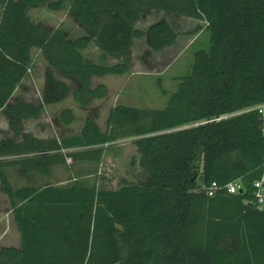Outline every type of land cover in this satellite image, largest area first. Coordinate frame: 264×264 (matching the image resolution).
Returning <instances> with one entry per match:
<instances>
[{
	"label": "trees",
	"instance_id": "obj_1",
	"mask_svg": "<svg viewBox=\"0 0 264 264\" xmlns=\"http://www.w3.org/2000/svg\"><path fill=\"white\" fill-rule=\"evenodd\" d=\"M0 109L15 137L0 139V190L10 200L19 245L0 248V264H264V207L252 201L264 152L257 110L209 120L264 102V0H0ZM46 5L79 26L71 35L30 15ZM147 7L207 22L209 46L194 52L163 108L116 103L103 129L88 115L81 131L63 137L22 132V121L70 94L82 107L108 93L94 76L132 71V44ZM178 32L165 19L147 32L162 50ZM33 48L47 66L42 100L12 96L33 66ZM93 48L95 55L88 53ZM76 119L71 107L60 112ZM197 122H201L196 124ZM82 135L83 149L64 137ZM136 137L145 176L119 188L99 185L95 174L104 144ZM76 146V145H73ZM92 164L88 176L75 165ZM56 166L68 181L14 185L8 169L22 177H46ZM239 179L244 189L209 196L202 184Z\"/></svg>",
	"mask_w": 264,
	"mask_h": 264
},
{
	"label": "rangeland",
	"instance_id": "obj_2",
	"mask_svg": "<svg viewBox=\"0 0 264 264\" xmlns=\"http://www.w3.org/2000/svg\"><path fill=\"white\" fill-rule=\"evenodd\" d=\"M2 7L3 4L0 3V14ZM30 15L35 21L46 23L50 27L63 25L71 35L81 32L77 23L68 16L65 8L54 11L46 5L33 6L30 8ZM161 18L169 20L178 32V40L175 44L163 51H157L147 44L146 36L139 37L135 44L131 72L93 77V85L104 83L107 86L108 93L105 97L95 99L89 107H82L74 101L70 94L62 101L47 104L38 117L24 119L22 132L29 131L39 137H63L77 134L81 131L88 115L95 116L104 129L109 108L116 103L153 108L165 107L170 94L177 89L182 76L189 72L194 52L199 48L209 46V31L206 29V21L194 20L185 15L152 8L145 9L138 27L146 33L150 24ZM199 22L202 24H198ZM88 53L95 55L96 52L91 48ZM32 55L33 66L16 88L11 101L24 99L39 103L42 100L47 63L39 49L33 48ZM65 107H71L76 114V119L71 123H65L60 117V112ZM9 118L6 110L1 109L0 139L18 137L9 124ZM135 139L136 137H128L104 144L103 158L98 170L89 178L96 179L99 185L105 187H120L125 181L142 180L146 171L140 163L141 154ZM83 148L85 146L76 145L70 149ZM92 167V164L77 163L75 171L80 170V174L88 176V170ZM8 172L15 186L29 182L36 184L46 181L66 182L71 174L67 166L54 168L52 174L46 177H41L36 173L28 175L27 178L22 177L17 167H10ZM15 231V220L11 212L9 197L0 190V233L3 236L5 232L1 242L15 243L17 241Z\"/></svg>",
	"mask_w": 264,
	"mask_h": 264
},
{
	"label": "built area",
	"instance_id": "obj_3",
	"mask_svg": "<svg viewBox=\"0 0 264 264\" xmlns=\"http://www.w3.org/2000/svg\"><path fill=\"white\" fill-rule=\"evenodd\" d=\"M248 110H257V112L260 114V117L262 119V133L264 135V102L254 104L252 106H248L245 108H241L238 110H234L231 112H226L222 113L219 116H216L212 119H207V120H202L201 122H207L209 120H218V119H223V118H228L230 116L248 111ZM201 122H197L201 123ZM202 189L206 191V193L209 196H215L218 191L221 189H225L229 193H237L241 190L244 189V186L242 182L239 179H235L232 181H229L228 183L224 185H219L217 183H212V184H202ZM252 201L255 203V205L259 208L262 209L264 207V152H263V158H262V165H261V171L260 175L253 181V198Z\"/></svg>",
	"mask_w": 264,
	"mask_h": 264
},
{
	"label": "crops",
	"instance_id": "obj_4",
	"mask_svg": "<svg viewBox=\"0 0 264 264\" xmlns=\"http://www.w3.org/2000/svg\"><path fill=\"white\" fill-rule=\"evenodd\" d=\"M147 8H151V7H147ZM146 9V8H145ZM145 9L143 10V12L145 11ZM153 10L155 9V8H152ZM157 10H159V9H157ZM171 13H173V12H171ZM142 17H143V13H142ZM141 17V18H142ZM189 17V16H188ZM192 19H194V20H199V21H205V20H201V19H197V18H194V17H191ZM161 19H165V18H161ZM160 20V19H159ZM165 20H167V19H165ZM139 21H141V19L139 20ZM139 21H138V23H139ZM168 22H169V20H167ZM138 23H137V27H138ZM170 23V22H169ZM152 24V23H151ZM150 24V25H151ZM171 24V23H170ZM198 24H202V23H198ZM150 27V26H149ZM173 27V26H172ZM149 29V28H148ZM148 32V31H147ZM147 32L146 33H144L143 32V34L141 35V36H146V41H147V44L150 46V44H149V42H148V37H147ZM141 36H138V37H135L134 38V40H133V44H132V56H133V62H134V50H135V44H136V42H137V40H138V38L139 37H141ZM177 40H178V36H177V38H176V40L172 43V44H169L168 46H166L165 48H163L162 49V51L163 50H165L167 47H169L170 45H173V44H175L176 42H177ZM151 47V46H150ZM152 48V47H151ZM152 49H154V48H152ZM154 50H156V49H154ZM157 51H161V50H157ZM1 110V109H0ZM56 167H59V166H56ZM55 167V168H56ZM112 188H119V187H112ZM11 212H12V210H11ZM14 216V215H13ZM15 220V219H14ZM15 229H16V231H15V235H16V237H17V241L15 242V243H9V242H1V239L3 238V236L5 235V232H4V235L2 236L1 234L2 233H0V244H1V247L2 246H5V245H19V241H20V231H19V228H18V226H17V224H16V221H15Z\"/></svg>",
	"mask_w": 264,
	"mask_h": 264
},
{
	"label": "water",
	"instance_id": "obj_5",
	"mask_svg": "<svg viewBox=\"0 0 264 264\" xmlns=\"http://www.w3.org/2000/svg\"><path fill=\"white\" fill-rule=\"evenodd\" d=\"M62 143L65 146L80 145L84 143V137L82 135L64 137L62 139Z\"/></svg>",
	"mask_w": 264,
	"mask_h": 264
}]
</instances>
